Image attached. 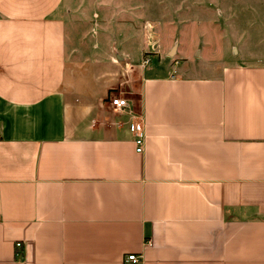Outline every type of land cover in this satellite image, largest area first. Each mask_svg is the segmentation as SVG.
<instances>
[{"label": "crops", "instance_id": "obj_1", "mask_svg": "<svg viewBox=\"0 0 264 264\" xmlns=\"http://www.w3.org/2000/svg\"><path fill=\"white\" fill-rule=\"evenodd\" d=\"M82 1L0 0V264H264V62L147 64Z\"/></svg>", "mask_w": 264, "mask_h": 264}, {"label": "rangeland", "instance_id": "obj_2", "mask_svg": "<svg viewBox=\"0 0 264 264\" xmlns=\"http://www.w3.org/2000/svg\"><path fill=\"white\" fill-rule=\"evenodd\" d=\"M83 1L91 7L90 0ZM93 1L101 18L139 26L145 47L157 52L145 57L159 54L166 63L176 61L173 69L184 63L190 76H213L225 65L264 62V0ZM77 5L73 7L78 10ZM137 44L133 42L134 50Z\"/></svg>", "mask_w": 264, "mask_h": 264}, {"label": "built area", "instance_id": "obj_3", "mask_svg": "<svg viewBox=\"0 0 264 264\" xmlns=\"http://www.w3.org/2000/svg\"><path fill=\"white\" fill-rule=\"evenodd\" d=\"M154 48L155 47H153V49H151V51L148 53H157L155 52ZM150 61H151L150 57H148L146 59V63L148 64L150 63ZM109 106L118 112H129L128 114L130 117V124H131L130 130L134 134V137H135V143L137 146L136 151L138 153H142L143 146H144V140H145V137H144L145 126H144L143 119L129 110L130 104H129L128 99L126 98H123L120 96L112 97L111 99H109ZM128 261H131L133 264H138L139 262H141V258L136 255H130L128 257Z\"/></svg>", "mask_w": 264, "mask_h": 264}, {"label": "trees", "instance_id": "obj_4", "mask_svg": "<svg viewBox=\"0 0 264 264\" xmlns=\"http://www.w3.org/2000/svg\"><path fill=\"white\" fill-rule=\"evenodd\" d=\"M147 54V53H146Z\"/></svg>", "mask_w": 264, "mask_h": 264}]
</instances>
